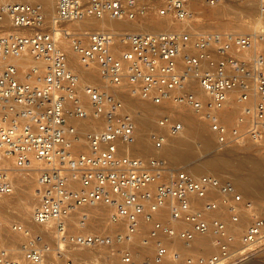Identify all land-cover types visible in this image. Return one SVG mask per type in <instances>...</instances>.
Segmentation results:
<instances>
[{
  "label": "built area",
  "instance_id": "built-area-1",
  "mask_svg": "<svg viewBox=\"0 0 264 264\" xmlns=\"http://www.w3.org/2000/svg\"><path fill=\"white\" fill-rule=\"evenodd\" d=\"M193 1L54 0L50 28L42 5L0 3V197L13 194L15 170L33 168L32 221L51 238L8 225L21 240L8 246L0 235V264H77L70 246L109 249L121 264H242L264 248V217L230 179L195 177L158 154L128 151L136 124L118 98L126 92L161 109L150 134L156 151L183 132L187 110L207 124L219 148L264 147V0H200L206 9L256 3L260 31L246 34L196 28ZM148 15L189 26L123 34L63 26ZM6 18L14 31L1 25ZM73 57L81 69H96L101 82H83ZM98 206L124 230L71 232L74 215ZM241 218L237 246L229 226ZM87 221L83 214L79 227ZM204 234L217 249L209 256H183L168 244ZM133 248L142 251L140 261Z\"/></svg>",
  "mask_w": 264,
  "mask_h": 264
},
{
  "label": "bare ground",
  "instance_id": "bare-ground-1",
  "mask_svg": "<svg viewBox=\"0 0 264 264\" xmlns=\"http://www.w3.org/2000/svg\"><path fill=\"white\" fill-rule=\"evenodd\" d=\"M14 2H27V3H38L42 5L44 14H45V23L47 22L52 23L55 15V2L54 0H0V3L2 4H9V3H14ZM243 7H247L248 9H256L254 10L257 13V7L256 3H244L241 4ZM236 6V5H235ZM234 5L230 4H222L218 5L213 8H208V11L210 10L213 12V16L215 13H217L220 9H231V10H238L237 7ZM198 8H203L202 3L200 0H194L193 3L191 4V10L194 11ZM243 9V8H242ZM244 11V10H243ZM194 13V12H193ZM195 15V14H194ZM219 15V14H217ZM48 16V17H47ZM155 20H149L148 18H142L139 20H136L134 22H130L127 20H119V19H113L110 17H103V18H94V17H85L80 20H77L75 22H72L71 24L77 25L78 27H86L92 30H100V31H108V32H115L117 30H121V34L123 33H133L129 31H135V32H161V31H168V30H183L187 28L189 25L186 23L182 22H175L170 20L169 18H154ZM258 25L261 24L260 19L258 18L256 20ZM6 24L7 28L6 31H14L10 27L9 20L6 18L4 21L1 22V25ZM80 29V28H79ZM117 33V32H115ZM246 34V33H242ZM74 58V57H73ZM76 62V64H75ZM77 60L74 58V65H77ZM79 69H76L83 82L86 80L87 82L90 83H99L101 82L100 77L97 74V70L93 69L91 71H87L84 69H81L79 64L77 65ZM95 80H98L97 82H94ZM130 94V92L126 93H121L118 94V98H120L124 104L125 108L127 111L132 115L134 118V122L136 124V141L135 143L128 148V151L130 154L140 157V158H146V153L147 150L153 149V153L151 155L158 154L167 160H171L172 162H179L180 161H188L193 157V141L195 139H199L201 143H203V146L205 148H208L210 145L209 139L205 136V133L203 132V127L197 123L195 120V114L189 110L184 111V112H189L190 115L186 117L185 119H182L185 128L183 132H181L180 135L169 138L168 141L165 143V145L158 151L155 150L154 145L151 144L149 141L147 142L146 136L150 132L149 129L151 127V119L158 113L161 112V109L157 106H154L151 103L145 102L141 100L140 98L137 97V101L133 98L126 97L125 94ZM136 112V113H135ZM194 115V117H193ZM224 115L227 117V114L224 113ZM79 125L80 129H88L90 126L89 124L85 122H79L77 123ZM206 126L207 124L204 123ZM153 126V125H152ZM208 128V126H207ZM153 128H151L152 130ZM156 129V126H155ZM154 129V130H155ZM209 130V129H208ZM210 132V131H209ZM210 134L213 136V134L210 132ZM214 138V136H213ZM215 140V139H214ZM253 145L254 144L250 142H246L243 144H239L233 147H241L242 145H245L242 148H251V146H246V145ZM229 149V148H226ZM152 152V151H151ZM194 168H188L184 171H187L188 173L192 174L195 177H200L203 176L201 174L204 173H210L209 175L219 177L223 179V177H228L231 179L235 187L237 188V191L243 196L244 202H248V198H251L253 200L255 199H264V157H261L260 159H256L253 156H238V157H230L226 155H212L208 160H205L204 162H201L200 165L198 166H193ZM186 168V167H185ZM206 170H209L211 172H206ZM24 171V170H22ZM28 172H31L32 174L35 173L34 169L31 168V170H27ZM18 173V172H17ZM221 174H227L221 175ZM27 174L24 173H18L16 177H14V192L13 194L9 196H3V197H11L12 195L16 197V199L11 203L10 201L7 200V198H0V214L6 213V215H3L4 220H8L10 215L12 213H18L20 217L24 218H29L30 219L27 221L20 220V221H10L7 223L9 225L12 224H22L31 229L34 233H45L44 237L46 241L51 240L50 236L46 234V228H43L41 226H38L33 223L32 221V213L35 208V194L34 192L31 194L29 190L25 187V183L29 181V178H26ZM222 176V177H221ZM225 179V178H224ZM21 194L24 195V198H21L19 195ZM251 202V201H250ZM253 202V201H252ZM20 205L17 207V205ZM252 204V203H251ZM17 207V208H16ZM253 211L255 212L254 207L252 206ZM106 210V207H92L89 208L79 214H76L73 216V218L70 220L71 221V232L73 231V227L75 224L79 223L78 219L81 217L83 214H86L88 216V221L90 219L91 214L96 216L97 214H100ZM108 210V215H109V209ZM95 213H97L95 215ZM257 215L264 217V210H262L260 213L255 212ZM13 217V216H12ZM92 217V216H91ZM97 217V216H96ZM14 218V217H13ZM99 218V216H98ZM101 218H103L101 216ZM109 219V218H108ZM100 220V219H99ZM103 220V219H102ZM103 222V221H102ZM75 223V224H74ZM86 223V224H87ZM110 225H113L114 231H123V227L116 226L112 224L109 221ZM246 220L244 218H241L240 222L236 225H230L229 228L234 232V234L238 233L237 231L242 227L245 226ZM4 224V227L1 228L0 230V235L2 238L8 241V237H3V234L5 230L7 229V224ZM91 226V224H89ZM93 226V225H92ZM96 226V225H94ZM103 226V225H102ZM86 228V225L85 227ZM113 231V232H114ZM79 233H88V232H79ZM13 236L20 237L19 234H14L11 233ZM88 234H91L88 233ZM7 235V234H6ZM211 234H204V235H199L197 236L191 243L184 244L181 241L174 240L170 241L169 247L172 250H191L193 248H200V249H208L211 247V239L210 236ZM212 236V235H211ZM237 236V234H236ZM213 241L214 237L212 236ZM237 242V239H236ZM137 244L136 240L132 243V245L128 246H135ZM16 245V244H15ZM96 247L93 248H83L79 246H70L68 248V255L69 257L75 261L76 263H79V260L77 258V254L79 256L84 255L86 251L89 252H96ZM98 251V249H97ZM217 252V250H216ZM94 258V257H93ZM83 259V258H82ZM111 257L107 259L108 264H111ZM85 260V259H83ZM106 261V260H105ZM170 259L168 258L165 260L163 264H169Z\"/></svg>",
  "mask_w": 264,
  "mask_h": 264
},
{
  "label": "rangeland",
  "instance_id": "rangeland-1",
  "mask_svg": "<svg viewBox=\"0 0 264 264\" xmlns=\"http://www.w3.org/2000/svg\"><path fill=\"white\" fill-rule=\"evenodd\" d=\"M228 4H230V3H228ZM231 4L234 5V6L236 5L235 7H237L238 10L235 11V10L226 9V8L220 9L217 13L214 14V16L212 14L213 12H211L210 10L208 11V9H206L204 7L201 8V9L198 8V9L194 10L193 12L195 14L194 15L195 18H194L193 25L196 28H198V29H200L202 31L222 30V31H230V32H233V33H236V34L255 33V32H259L260 31V27L261 26H259L258 23L255 20L257 18V15H256L257 13L254 11V10H256L255 8L254 9H248L247 7H243V5H241V4H234V3H231ZM217 14H219V15H217ZM146 18H148L149 20H155L154 18L158 19V18H162V17H154L153 15H148ZM130 22H134V21H130ZM51 25H52V23L47 22L46 27L50 28ZM63 26H65L67 28L76 27L78 29L80 28V30H92V29L86 28L84 26L78 27L77 25H74V24H71V23H66ZM115 32L121 33L122 31L121 30H117ZM129 32H135V31H129ZM75 64H76V62H75ZM97 81L98 80H95L94 82H97ZM84 82H87V81L85 80ZM87 83H90V82H87ZM125 95H126V97L133 98V99H135L137 101V96L136 95L131 94V93L130 94L128 93V94H125ZM160 115H161V112L156 114L151 119V127L149 129L150 132L146 136L147 142L149 141L151 144H153V143L151 141L150 134L155 129L157 118ZM189 115H190L189 112H184L183 111V112H181V119H185ZM193 117H194V115H193ZM228 117H229V115L227 114L226 118H228ZM195 120L197 121V123H199L203 127V132L205 133V136L209 139L210 145H209L208 148H205L203 146V143H201V141L199 139H195L193 141V147H194L193 153L194 154H193V157L190 160H188V161H180V163L179 162L176 163V162H172L171 160H167L165 158L172 169H174V170H183L184 171V170H186L188 168H194L193 166L196 167V166L200 165L201 162H204L205 160H208L212 155H217V154L218 155H222L223 154V155L230 156V157H235V158L238 157V156H249V155L253 156L256 159H260L261 157H264V147H254L253 145L251 146L250 144L246 145V146H248V147L251 146V148H246V147L242 148L245 145H242L241 147H231L229 149L219 148L217 146L213 136L210 134L207 126L204 124V122H202L196 116H195ZM151 128H153V129L151 130ZM145 153H146L145 157H148V156H150L153 153V149L149 148V150H147V152H145ZM205 171L208 172L209 170L205 169ZM17 172L21 173V174L22 173L27 174L26 178H29L30 180L27 181V183H25V187L32 194L34 192V187H35V178H36L35 173L32 174L31 172H28V171L15 170L14 171V177H16V175L18 174ZM209 172H211V171H209ZM209 174L210 173H207V174L204 173V174H201V175H209ZM221 175L227 176V174H221ZM224 178L230 179L228 177H223V179ZM19 196L21 198H24V195L21 194V192H20ZM0 198H7V200L10 201L11 203L16 199V197L13 196V195L11 197H9V198L8 197H0ZM248 202L252 203V206L254 207L255 212L260 213L262 210H264V199L259 198V199L253 200L251 198H248ZM16 205H17V207L20 206L18 204H16ZM35 205H36V197H35ZM96 214L97 213H95V215ZM3 215H6V213H2L1 212L0 221L4 222L5 224H7L9 222V220L10 221H15V222L20 221V220H24V221L28 222V220L30 219V217L29 218H24V217H20L18 215V213H12V215H10L11 217H9L8 220H4L3 219ZM91 216H90L89 222L86 224V228H80L79 227V223H77V225L74 223L75 226L73 227V231L75 233H79V232L83 231V232H88V233L91 232V233H101V234H111L114 231L113 225L111 226L110 223H109L107 208H106V210L104 212H102L100 214H97L96 215L97 217L94 216L93 214H91ZM98 216H99V218H98ZM101 216L103 218H101ZM78 220L80 221V217H79ZM89 224H91V226ZM8 225L9 224H7V226ZM94 225H96V226H94ZM243 229H244V226H242L237 231L238 232V233H236L237 236L235 234V237L237 239V242H236L237 246L239 244V239H240V236L242 234ZM6 236L7 237L9 236L8 237V241L5 240V238H4V240L6 241V244H8V246H16V247H18V244L20 243V240H21L20 237L13 236L11 234V232L8 231L7 229L5 230V232L3 234V237H6ZM209 236H210V239H211V242H212L210 248H208V249H200V248H196L195 247V248H193L191 250H184V251L181 250V251H178V252H180L183 256L186 255V254L187 255H194V256H197V255L209 256V255H212V254L216 253L217 249H216V247H214L213 238H212L211 235H209ZM97 249H98V251H97ZM97 249H96V252L95 251L89 252V251L83 250V251H85L84 253H86V254L81 255V256H79L77 254V258L80 259L79 263L80 264H108V263H106L107 259H109V257H111L112 258L111 259V264H121V262L118 260V258L111 254L109 249H105V248H97ZM132 250L134 251V253L135 252L137 253L136 254V258H137V260L140 261L142 259V257H143L142 251L137 250L136 248H133ZM82 258L85 259V260H83ZM169 264H173V262L170 260ZM242 264H264V248H262L259 251V253H257L256 256H253V257L249 258L247 261H245Z\"/></svg>",
  "mask_w": 264,
  "mask_h": 264
}]
</instances>
